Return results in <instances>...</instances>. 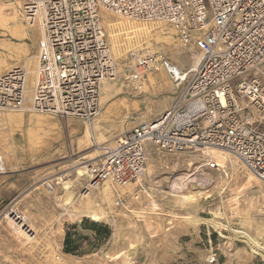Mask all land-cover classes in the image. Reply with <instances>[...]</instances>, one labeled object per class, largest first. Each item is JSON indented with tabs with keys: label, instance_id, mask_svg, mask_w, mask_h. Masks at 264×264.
<instances>
[{
	"label": "rangeland",
	"instance_id": "1",
	"mask_svg": "<svg viewBox=\"0 0 264 264\" xmlns=\"http://www.w3.org/2000/svg\"><path fill=\"white\" fill-rule=\"evenodd\" d=\"M105 21L116 58L125 57L133 47H149L164 51L183 67L197 61L199 54L182 47L174 31L163 23L131 21L116 15H107ZM24 32L28 33L27 39L22 37ZM38 38V28L27 25L20 4L16 0H0V76L16 66L34 73ZM178 95L179 90L164 74H146L141 80L133 81L127 80L122 73L120 78L102 86L100 113L93 122L97 127L93 137L87 132L88 123L81 119L0 109V156L5 165L13 162L18 154L24 159V166L38 172L41 179L34 187L39 191L45 190V179L58 178L59 181L54 194H49L57 204L53 225L42 228L41 219L27 220L24 228L28 225L36 236L30 240L32 249L23 246L3 253L0 264L264 262V252L235 232L246 230L264 243L263 185L234 158L230 163L225 155L210 151L226 167L221 165L220 171L205 172L198 176L201 181L197 179L185 189L184 177L194 164L203 163L206 155L190 150L168 154L151 144L143 180L149 187V196H143L137 212L129 213L115 207L114 198L109 200L105 196L104 186L91 190L89 197L83 195V188L91 181L88 174L77 179V169L84 171V166L99 161L103 157L102 148L112 145L118 136L170 109ZM62 179L74 182L72 203L65 202L67 194ZM180 182L184 187H180L181 192H175L173 185ZM179 194L194 196L196 204L174 196ZM88 198L97 204L96 209L104 212L102 220L93 221L77 208ZM153 203L158 206L155 210ZM63 212L65 216H61ZM186 216L195 220L214 218L220 225L197 222ZM13 221L19 222L6 216L5 230L14 233L16 238H25ZM92 222L98 223L99 230L90 227ZM63 229L65 238L68 230L73 232L76 252L65 251V238L61 244L59 235ZM211 258H216L214 263H210Z\"/></svg>",
	"mask_w": 264,
	"mask_h": 264
},
{
	"label": "built area",
	"instance_id": "2",
	"mask_svg": "<svg viewBox=\"0 0 264 264\" xmlns=\"http://www.w3.org/2000/svg\"><path fill=\"white\" fill-rule=\"evenodd\" d=\"M16 1L27 25L39 30L37 67L30 74L16 66L0 76V109L91 124L100 113L102 84L122 73L133 81L161 73L179 90L170 109L102 148L103 157L88 166L91 182L83 195L109 185L115 207L137 212L149 196L143 180L151 144L168 154L206 155L203 163L192 164L185 189L205 172L221 170L210 154L218 149L238 160L264 190V0ZM107 15L165 24L182 47L201 54L198 66L183 67L149 47L116 58ZM0 172H6L2 156ZM58 184V178L43 181L51 195Z\"/></svg>",
	"mask_w": 264,
	"mask_h": 264
},
{
	"label": "crops",
	"instance_id": "3",
	"mask_svg": "<svg viewBox=\"0 0 264 264\" xmlns=\"http://www.w3.org/2000/svg\"><path fill=\"white\" fill-rule=\"evenodd\" d=\"M5 164V162H4ZM6 172H0V255L11 250L26 246L32 249L31 241L25 238H16L14 233L6 231L4 215L9 208H15L27 220L41 219L42 228H50L55 221L56 200L45 190L39 191L34 187L39 180L38 172L33 167L24 166V159L16 154L13 162H9ZM43 179V178H42ZM53 195V194H52ZM63 209H65L62 206ZM61 216H65V212ZM36 237V236H35ZM34 237V238H35ZM60 242L65 238L64 229L60 232Z\"/></svg>",
	"mask_w": 264,
	"mask_h": 264
},
{
	"label": "bare ground",
	"instance_id": "4",
	"mask_svg": "<svg viewBox=\"0 0 264 264\" xmlns=\"http://www.w3.org/2000/svg\"><path fill=\"white\" fill-rule=\"evenodd\" d=\"M115 24V23H114ZM140 24V23H139ZM116 25V24H115ZM145 25V24H144ZM147 26V25H146ZM123 28V27H122ZM129 28V27H128ZM136 28V27H135ZM150 28H151V26H150ZM130 29V28H129ZM145 30V29H144ZM126 31H128V30H126ZM129 31H131V30H129ZM128 31V32H129ZM133 31V30H132ZM148 31V30H147ZM147 31L145 32V33H147ZM140 34H141V32H139ZM143 33H144V31H143ZM12 34V33H11ZM17 34V33H16ZM138 34V33H137ZM22 37H23V39H27L28 38V33H26V32H24L23 34H22ZM31 38V37H30ZM36 57V56H35ZM200 59H201V54H199V56L197 57V61L192 65V67H194V68H196L197 66H198V64H199V61H200ZM29 65V64H28ZM35 72V71H34ZM30 74H32L31 72H30ZM106 82H104L103 84H105ZM103 84H102V86H103ZM102 86H101V95H102ZM122 92V91H121ZM95 123V122H94ZM94 123H88V129H87V132L90 134V136L91 137H93V134H94V130H95V128H97L95 125H94ZM97 126H98V123H97ZM99 148V147H98ZM99 149H101V148H99ZM213 151V153L215 152V153H219V154H221V155H225V159L227 160V161H232V157L228 154V153H226V152H224V151H221V150H218V149H213L212 150ZM214 158L218 161V163L220 164V165H222V166H224V167H226L225 165H224V163L222 162V160L220 159V158H218V157H216V156H214ZM93 159V158H92ZM234 160V159H233ZM231 163V162H230ZM234 164V163H233ZM89 165H86V166H84L83 168H85V170L83 171L82 169H77V171H76V174H77V179H80L81 177H83V176H85V174H90V169H89V167H88ZM152 166V165H151ZM234 166V165H233ZM237 166V165H236ZM92 177V176H91ZM176 179H178V178H176ZM62 181H63V179H62ZM175 182V181H174ZM173 182V183H174ZM260 182V181H259ZM73 181H71V182H69V181H63V189H65L66 190V194H67V197H66V201L65 202H67L68 204L69 203H72V201H71V198H72V191H71V189H72V186H73ZM183 183V182H182ZM183 184H185V183H183ZM179 185V186H178ZM184 187L182 184H181V182L180 183H178V184H176V185H173V188H175V192L177 191V190H180L179 192H181L182 191V189L180 188V187ZM180 188V189H176V188ZM104 194H105V196H108V198H109V200H113V197H114V194H113V192H112V190H111V188H110V186L109 185H105L104 186ZM178 192V193H179ZM198 194H202V192H197ZM74 195V194H73ZM89 195H90V193H85V197H89ZM200 195H198V196H200ZM174 196H178V197H180V198H182V200L184 199V200H187V201H190V202H192L191 204L193 205V203H195L196 202V199H194L195 197L194 196H192V195H186V194H179V195H174ZM59 197V196H58ZM57 197V198H58ZM62 201V200H61ZM187 203V202H186ZM185 203V204H186ZM190 204V203H189ZM188 204V205H189ZM196 204V203H195ZM70 206V205H69ZM96 206H97V204L94 202V201H92L90 198H88V200H84V201H82L81 203H80V205H79V207H77L78 209H81V211L83 212V213H85L87 216H89L93 221H100V220H102V218L105 216L104 215V212H102V211H99L98 210V208L96 209ZM153 206H154V210L158 207L157 206V204L156 203H153ZM67 208V207H66ZM78 213V212H77ZM142 214V213H141ZM151 214V213H150ZM9 215V214H8ZM69 215H71V214H69ZM104 215V216H103ZM73 216V215H72ZM9 217H10V219H13V220H18L19 222H16V221H13V222H15L16 223V227H17V230H20V232H21V234L22 235H24L25 236V239H26V241H30V240H33L34 239V233L35 232H33V229L32 228H30V227H28V225H27V228H24V226H25V223L27 222V218L25 217V216H20V215H18V213H17V211L15 210V209H13L11 212H10V215H9ZM186 218L187 219H191V220H194V221H204V222H206V223H209V224H211V225H220V223L219 222H217L216 220H214V218L213 219H198V220H195V219H193V217H191V216H186ZM227 226V225H226ZM229 227V226H228ZM231 229V228H230ZM220 230V229H219ZM234 230V229H233ZM223 231V230H222ZM235 232H237V233H239V234H241L242 235V237H244V238H246L247 239V241L251 244V245H253L258 251H262V252H264V243L258 238V237H254V236H252L248 231H246V230H238V231H235ZM39 235V234H38ZM23 236V237H24ZM118 256V255H117Z\"/></svg>",
	"mask_w": 264,
	"mask_h": 264
},
{
	"label": "trees",
	"instance_id": "5",
	"mask_svg": "<svg viewBox=\"0 0 264 264\" xmlns=\"http://www.w3.org/2000/svg\"><path fill=\"white\" fill-rule=\"evenodd\" d=\"M86 222V221H84ZM90 227L94 230H99V225L96 222H92L90 224ZM73 232L71 230H68L66 233V238H65V251L68 253H74L77 251V247H76V240H73ZM259 264H264V262H261Z\"/></svg>",
	"mask_w": 264,
	"mask_h": 264
}]
</instances>
